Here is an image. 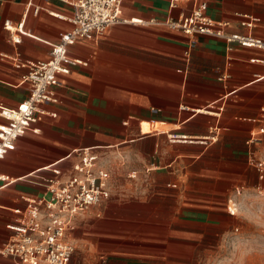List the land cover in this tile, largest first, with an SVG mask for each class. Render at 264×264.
<instances>
[{"label":"crops","instance_id":"crops-1","mask_svg":"<svg viewBox=\"0 0 264 264\" xmlns=\"http://www.w3.org/2000/svg\"><path fill=\"white\" fill-rule=\"evenodd\" d=\"M74 1L0 0V106L20 108L28 96L21 66L49 59L50 45L72 27ZM200 1L227 32L264 38V0ZM168 4L123 0L121 19L177 17L179 10L169 11ZM246 15L260 20L252 30L240 25ZM5 21L22 24L29 36L13 43ZM68 55L86 65L56 76L58 103L40 106L32 126L39 132H27L0 160V246L13 236V210L42 195L49 168L69 172L74 150L95 148L104 159L121 153L129 165L120 170L117 193L77 218L70 263L199 264L205 245L220 242L236 222L228 204L264 184L251 165L264 159V136L256 146L245 144L264 108V52L238 45L227 50L207 37L188 50L180 32L122 23L98 41L77 42ZM211 108L221 111L206 112ZM151 165L148 185L125 179ZM0 264L12 260L0 256Z\"/></svg>","mask_w":264,"mask_h":264},{"label":"built area","instance_id":"built-area-1","mask_svg":"<svg viewBox=\"0 0 264 264\" xmlns=\"http://www.w3.org/2000/svg\"><path fill=\"white\" fill-rule=\"evenodd\" d=\"M123 0H75L72 3L73 15L68 19L71 29L64 32L60 41L50 45L48 60L37 61L25 67L27 72L22 76L21 83L28 87V96L22 101L20 108L11 109L0 106V160L15 148L16 141L27 132L38 133L32 129L36 123V115L43 104H56L58 100L52 87L56 84L57 75H68L73 67L86 65L82 61L72 59L68 49L82 40L98 41L106 31L117 24H149L162 26L171 31L180 32L188 37V50L192 49L199 37L214 38L223 41L227 50L238 45L242 48H256L264 52V38L251 34L230 33L226 24L216 23L206 16V2L200 0H169L168 9L179 10L177 17L168 15L163 21L121 19ZM38 8L34 13H37ZM241 26L252 30L259 19L242 16ZM5 31L11 34V41L20 42L21 36H29L18 27L5 21ZM17 34V35H13ZM188 54V51L186 55ZM221 76L218 80H224ZM218 115L221 108L212 112ZM255 122V121H254ZM256 132L245 142L247 146L260 144L264 136V108L260 109ZM185 140L175 138L172 140ZM214 140V136L208 138ZM95 148L74 150L70 156L75 158L69 172L57 167L49 168L51 177L43 179V192L37 198L23 199V209L13 210L15 222L9 226L13 236L11 240L0 246V256L10 258L12 264H71L75 247L69 241V234L77 218L85 215L91 208L109 201L118 191L117 179L120 170L128 168L129 162L125 155L115 153L110 159L98 155ZM252 167L257 171L260 181L264 179V159H252ZM154 165L143 172L129 171L125 175L127 181L137 185H148L150 172ZM0 180H4L1 176ZM123 193L120 192V195ZM230 214H234L228 208Z\"/></svg>","mask_w":264,"mask_h":264},{"label":"rangeland","instance_id":"rangeland-1","mask_svg":"<svg viewBox=\"0 0 264 264\" xmlns=\"http://www.w3.org/2000/svg\"><path fill=\"white\" fill-rule=\"evenodd\" d=\"M228 208L236 222L220 242L215 239L217 242L205 245L199 264H264V184L240 192Z\"/></svg>","mask_w":264,"mask_h":264}]
</instances>
